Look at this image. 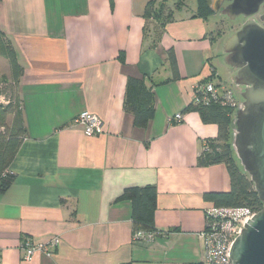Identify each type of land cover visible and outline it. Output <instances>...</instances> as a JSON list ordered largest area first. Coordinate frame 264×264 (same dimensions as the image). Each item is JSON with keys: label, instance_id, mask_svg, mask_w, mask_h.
Segmentation results:
<instances>
[{"label": "crops", "instance_id": "0c3cea01", "mask_svg": "<svg viewBox=\"0 0 264 264\" xmlns=\"http://www.w3.org/2000/svg\"><path fill=\"white\" fill-rule=\"evenodd\" d=\"M170 0H0V28L13 43L27 128L0 192V264H207V192H227L225 164L198 165L218 128L185 112L211 76L207 20L174 11L155 48L146 41L149 2ZM212 1L209 3L211 4ZM175 3V0H174ZM180 79L171 80L167 50ZM213 55V53H212ZM9 74L6 60L1 61ZM154 85L155 115L138 128L125 110L129 77ZM82 112L104 133L73 127ZM177 114L181 122H174ZM154 186L156 234L135 240L129 187ZM59 238L50 255L23 260L22 243Z\"/></svg>", "mask_w": 264, "mask_h": 264}, {"label": "trees", "instance_id": "16d2710c", "mask_svg": "<svg viewBox=\"0 0 264 264\" xmlns=\"http://www.w3.org/2000/svg\"><path fill=\"white\" fill-rule=\"evenodd\" d=\"M188 0H175L173 8L163 2L156 6L151 1L145 12V18L155 20V37L151 41V48H155L165 26L174 19V11L186 6ZM196 17L206 20V16L214 14L208 0H197ZM148 27L145 30L147 38ZM168 66L172 73L171 80L180 79L178 64L174 50H167ZM6 60L9 74L1 73V61ZM23 68L19 63L18 55L13 43L0 28V97L8 102L0 105V192H4L13 182L10 172L12 163L27 137V128L22 110V100L19 92V81ZM212 73L201 85L214 82ZM215 83V82H214ZM219 87L218 85H216ZM154 85H148L146 77H129L126 85L125 110L132 114L138 128L146 129L155 115ZM198 90V89H197ZM196 90L193 103L188 105L185 112H196L204 124H213L218 128L217 137L206 144H215L211 152L206 151V146L198 157V165L208 167L223 163L226 165L231 188L227 192H207L203 198L214 209L247 208L257 214L264 208L259 193L250 176L243 170L234 147L235 116L242 103L236 99L237 105L230 106L219 100L203 102V95ZM241 92V91H240ZM129 200L133 207V223L135 234L139 231L156 234L155 213L158 207V193L154 186L129 187L124 190L121 197ZM209 221L213 218L210 217Z\"/></svg>", "mask_w": 264, "mask_h": 264}, {"label": "water", "instance_id": "95a60500", "mask_svg": "<svg viewBox=\"0 0 264 264\" xmlns=\"http://www.w3.org/2000/svg\"><path fill=\"white\" fill-rule=\"evenodd\" d=\"M213 0L210 8L231 21H246L223 46L226 64L236 70L230 78L235 97L243 102L235 117L234 147L264 204V0ZM241 91V92H240ZM231 264H264V208L247 221L230 251Z\"/></svg>", "mask_w": 264, "mask_h": 264}, {"label": "built area", "instance_id": "2783aa9c", "mask_svg": "<svg viewBox=\"0 0 264 264\" xmlns=\"http://www.w3.org/2000/svg\"><path fill=\"white\" fill-rule=\"evenodd\" d=\"M198 89V90H197ZM196 90L203 95V102L221 100L223 104L236 106L237 102L231 90L224 94L214 82L198 86ZM196 102H200L195 98ZM5 98L0 97V105H6ZM182 114H177L174 122H181ZM73 127L83 130L88 137L98 136L104 133V122L96 115L89 112H82L73 121ZM254 215L247 208L212 209L207 214L206 229L201 234L205 241V256L207 264H231L230 251L236 238L241 234L242 229L249 219ZM213 219L209 221V219ZM155 234L139 231L135 234V240H152ZM59 245V238L54 237L44 243L35 244L30 240L22 243L23 260L29 261L36 253L50 255Z\"/></svg>", "mask_w": 264, "mask_h": 264}, {"label": "rangeland", "instance_id": "374dc122", "mask_svg": "<svg viewBox=\"0 0 264 264\" xmlns=\"http://www.w3.org/2000/svg\"><path fill=\"white\" fill-rule=\"evenodd\" d=\"M210 2V0H208ZM226 3V2H225ZM170 4H174V0H170ZM186 6L190 11L196 9L197 0H188ZM225 6V4H224ZM208 22V38L212 47V52L210 56V70L211 74H214L215 84L218 85L220 92L224 94L227 90H231L235 96L236 85L230 80L232 76L236 75V70L230 68L226 62L224 56L226 55L223 50V46L226 40L235 32H237L242 26L238 21H231L228 17L222 14H210L205 17ZM257 20V18H254ZM258 21V20H257ZM261 24V23H260ZM263 25V23H262ZM157 26L155 20H150V26H148L146 41L151 43L155 37L154 27ZM213 53V55H212ZM1 73L6 74V69L1 62ZM236 98V97H235ZM239 102H243L242 95H240V100L236 98ZM236 117V116H235ZM215 144H206V151L211 152Z\"/></svg>", "mask_w": 264, "mask_h": 264}, {"label": "flooded vegetation", "instance_id": "af4514ba", "mask_svg": "<svg viewBox=\"0 0 264 264\" xmlns=\"http://www.w3.org/2000/svg\"><path fill=\"white\" fill-rule=\"evenodd\" d=\"M210 1H213V0H210ZM225 2H226V3H225ZM224 4H225V6H224ZM228 4H229V0H224L222 8L226 7ZM263 12H264V6L262 7L261 13H260L258 16L254 17V18H257L258 22H260L259 18H260V16L262 15ZM236 21L240 22V23H241V26H242L243 23H244L246 20H245L243 17H240V18H238ZM260 23H261V25H262V22H260ZM262 26H264V23H263Z\"/></svg>", "mask_w": 264, "mask_h": 264}]
</instances>
